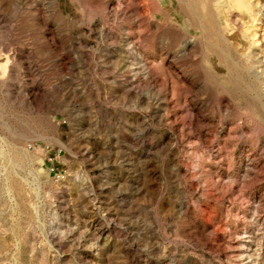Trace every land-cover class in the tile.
<instances>
[{
	"label": "rangeland",
	"instance_id": "1",
	"mask_svg": "<svg viewBox=\"0 0 264 264\" xmlns=\"http://www.w3.org/2000/svg\"><path fill=\"white\" fill-rule=\"evenodd\" d=\"M0 264H264V0H0Z\"/></svg>",
	"mask_w": 264,
	"mask_h": 264
},
{
	"label": "built area",
	"instance_id": "2",
	"mask_svg": "<svg viewBox=\"0 0 264 264\" xmlns=\"http://www.w3.org/2000/svg\"><path fill=\"white\" fill-rule=\"evenodd\" d=\"M60 152H61V150H60ZM55 159H56L55 157H54V158H53V157H50V158H49L50 161H53V160H55ZM51 170H52V172L55 173L57 179H62V178H64L63 170H58V169H56L55 166H52Z\"/></svg>",
	"mask_w": 264,
	"mask_h": 264
}]
</instances>
